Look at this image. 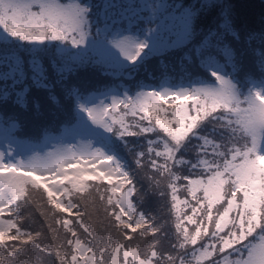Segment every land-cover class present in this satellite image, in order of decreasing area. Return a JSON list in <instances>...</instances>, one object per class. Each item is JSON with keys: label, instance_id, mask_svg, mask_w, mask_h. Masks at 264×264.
I'll list each match as a JSON object with an SVG mask.
<instances>
[{"label": "snow or ice", "instance_id": "6c2138e0", "mask_svg": "<svg viewBox=\"0 0 264 264\" xmlns=\"http://www.w3.org/2000/svg\"><path fill=\"white\" fill-rule=\"evenodd\" d=\"M234 7L0 0V100L20 109L0 113V264H264V28L257 52ZM144 11L155 28L133 27ZM88 69L111 86L89 87ZM45 105L52 120L19 138ZM137 175L166 181L167 218L138 208ZM101 214L117 239L93 231ZM29 246L46 256L19 260Z\"/></svg>", "mask_w": 264, "mask_h": 264}, {"label": "trees", "instance_id": "16d2710c", "mask_svg": "<svg viewBox=\"0 0 264 264\" xmlns=\"http://www.w3.org/2000/svg\"><path fill=\"white\" fill-rule=\"evenodd\" d=\"M148 3L151 5H160L161 3H164V5H172V4H180L183 3L184 5H190L193 3V0H147ZM94 2H99V0H94ZM112 2H115L117 4H125V5H139V0H132V1H128V0H112ZM198 2V0H197ZM226 3H230L233 4L235 7L233 9L234 12V22L236 24L237 27H246L247 30H250L254 33L257 34V36L251 41V47L253 49H256L257 52H259L260 48L262 47L261 43H260V39H259V34L261 33L262 28H264V0H225ZM139 8H137L138 10ZM120 10V9H117ZM145 12V11H144ZM144 12H140V16L143 19L137 20L135 21L134 25L138 24L139 26H145L144 28H155L156 27V23H152V24H147L144 21L147 18V14H151L150 11H147L145 14ZM129 14H131V12H128ZM198 23L200 24H205L206 25V21L204 20V18H201V21H199ZM180 55V50H177L176 52H172V53H168L164 59L167 63L170 64H175L177 61L178 56ZM159 59L158 57H153L151 58L148 62V69L149 71L157 77L161 76V72L163 71L161 68H159ZM253 58L250 56L246 59V63L249 64L250 67H252V70L254 72H256L257 75H259V71H258V63L253 65L252 63ZM177 72H178V66H177ZM167 77L171 80L176 78V73H173L171 71V69H169L168 73H166ZM80 79L81 80H86L88 81L89 87H94V86H104L106 84H108L109 86H111L110 81L104 77L102 74L97 73L95 71H93L92 69H88L87 71H82L80 73ZM137 79L141 80L142 83L144 84H155V80L151 79L149 77H147L143 72L140 73V75L137 77ZM163 80V77H161V81ZM75 82V81H74ZM116 84H118L120 86L121 89L123 88H129L132 86L131 82H126V81H116ZM0 86H2V82H0ZM35 91L37 93L42 94V98L41 101L43 102V98L45 97L46 93L42 90H37L35 88L32 89V91ZM135 90V89H133ZM32 91L30 96L28 97L29 101H31L32 99ZM58 91V89H57ZM0 95H2V93H0ZM13 98H10V100L8 102H3L2 100H0V113L4 112L5 110L11 114L13 111H20V109L18 108V106L14 105L12 100ZM52 116H50L49 114V109H47V105L44 108V115L41 116L40 118H34L31 113H25L23 120H24V126H23V131L22 133L19 134V138L21 139H27L29 136L39 132V130L41 129L42 126L48 124L51 120H52ZM64 127V125H61V128ZM54 134H56V132H53ZM40 136L43 134L42 132L39 133ZM186 183V182H183ZM159 191V190H156ZM144 194V193H143ZM142 194V196H143ZM180 195L183 198H185L186 193L181 191ZM141 197L136 198V201L139 203L141 200ZM155 210V209H154ZM155 213V212H154ZM156 216V214H149V216ZM158 219V218H157ZM159 222V219H158ZM46 231V228H45ZM93 231H95V227H93ZM134 236H137L138 234H133ZM153 239H155L153 237ZM46 243H48V241H45ZM134 243V242H131ZM135 244V243H134ZM138 244V243H136ZM163 247L167 250L168 249V244L167 242L164 243ZM33 255H45L46 254H41L39 253L37 250H34L31 248V246H29V252L27 256H23V260H28L29 257L33 256ZM21 260V259H19Z\"/></svg>", "mask_w": 264, "mask_h": 264}, {"label": "rangeland", "instance_id": "374dc122", "mask_svg": "<svg viewBox=\"0 0 264 264\" xmlns=\"http://www.w3.org/2000/svg\"><path fill=\"white\" fill-rule=\"evenodd\" d=\"M120 1H122V0H120ZM128 1H132V0H128ZM139 4L141 5V7H143L144 5H150L147 0H139ZM161 4L164 5V3H161ZM117 11H120V10H117ZM137 11L139 12V9ZM146 12L147 11H145L144 14ZM127 14L131 15L129 13H127ZM148 15H150V14H147V16ZM124 25H127V21L124 22ZM135 26L136 25H133V27H135ZM140 27L144 28L145 26L140 25ZM53 43H56V42H53ZM145 51H147V50H145ZM32 96L39 97V98L43 97L42 94L37 93L34 90L32 91ZM47 109H48V106H47ZM50 116H51V114H50ZM128 139L134 140L136 138H128ZM190 155H191V153H190ZM128 159L131 160V157H128ZM136 179H137V188L139 191H138L137 196L133 197L134 201H136L135 197L139 198L144 193L140 202L138 203V208L143 210L144 212H146L148 215L151 213L156 214V217L158 219H160L162 217L167 218L168 213H167L166 209H167V205L169 203L168 198L167 197H165V198L159 197V195L157 194L158 191H156V190L167 191V189L165 188L166 181L161 184L160 189H156L154 187L149 186V182L144 178L143 175H137ZM179 195H180V193H179ZM180 197H181V195H180ZM41 210H43V209H37L34 206L32 208L28 209L27 211L22 210V215L26 216V219L24 221L25 224L29 223L27 216L31 215L37 221V223L32 224V227L33 228L38 227V225L43 222V217L40 216ZM102 220H103V216L101 214L100 218L97 220L96 225L94 226L95 227L94 232L97 234V237H99L100 235L107 236L108 231H111L113 239L114 240L117 239L118 237L116 236V233L114 230H111V229H109L107 231L105 230L106 222L101 223ZM141 230H143V229H141ZM151 240H153V237H148L147 241H141L139 239H134V241H132V242H134L135 244L138 243L136 245H138L139 250L141 252H143L146 248L147 243L150 242ZM105 258L107 259V257H105ZM19 259L23 260V256L19 257Z\"/></svg>", "mask_w": 264, "mask_h": 264}]
</instances>
